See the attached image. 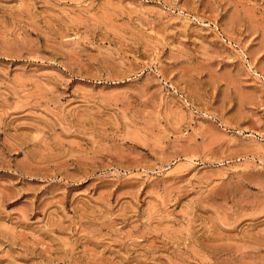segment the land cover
I'll list each match as a JSON object with an SVG mask.
<instances>
[{"label": "rangeland", "instance_id": "rangeland-1", "mask_svg": "<svg viewBox=\"0 0 264 264\" xmlns=\"http://www.w3.org/2000/svg\"><path fill=\"white\" fill-rule=\"evenodd\" d=\"M0 264H264V0H0Z\"/></svg>", "mask_w": 264, "mask_h": 264}]
</instances>
